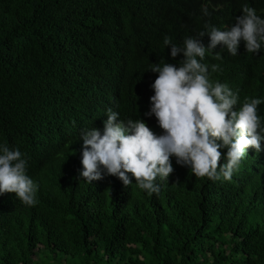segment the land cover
<instances>
[{
    "label": "trees",
    "instance_id": "trees-1",
    "mask_svg": "<svg viewBox=\"0 0 264 264\" xmlns=\"http://www.w3.org/2000/svg\"><path fill=\"white\" fill-rule=\"evenodd\" d=\"M244 3L264 15V0H0V143L27 155L39 185L34 206L0 195V264H264V153L250 150L223 182L170 158L152 195L134 178L79 176V131L102 130L107 109L162 132L144 116L148 69L183 58L164 35L182 44L206 23L230 27ZM219 51L205 57L220 65L211 79L241 101L264 98V50Z\"/></svg>",
    "mask_w": 264,
    "mask_h": 264
},
{
    "label": "clouds",
    "instance_id": "clouds-1",
    "mask_svg": "<svg viewBox=\"0 0 264 264\" xmlns=\"http://www.w3.org/2000/svg\"><path fill=\"white\" fill-rule=\"evenodd\" d=\"M203 12L208 15L206 9ZM241 13L230 27L206 23L182 44L164 35L163 46L170 47V56L182 54L183 58L177 64L150 63L148 69L158 75L150 86L154 94L144 116H154L162 132L144 119H121L117 111L107 109L102 130L79 131L80 178L92 184L114 176L125 187L134 178L139 189L152 195L159 193L160 182L168 181L174 171L170 158L195 177L223 182L231 181L249 152L264 153V116L259 115L264 98L241 101L227 83L211 79V72L219 71L220 65L204 62L206 55L222 59L221 51L214 52L217 46L233 56L241 42L248 53L264 50V15L247 3ZM205 36L207 45L202 40ZM28 167L26 154L0 143V195L15 193L23 205L34 206L39 185Z\"/></svg>",
    "mask_w": 264,
    "mask_h": 264
},
{
    "label": "water",
    "instance_id": "water-1",
    "mask_svg": "<svg viewBox=\"0 0 264 264\" xmlns=\"http://www.w3.org/2000/svg\"><path fill=\"white\" fill-rule=\"evenodd\" d=\"M260 153H262V154H263V150H261V151H260Z\"/></svg>",
    "mask_w": 264,
    "mask_h": 264
},
{
    "label": "bare ground",
    "instance_id": "bare-ground-1",
    "mask_svg": "<svg viewBox=\"0 0 264 264\" xmlns=\"http://www.w3.org/2000/svg\"><path fill=\"white\" fill-rule=\"evenodd\" d=\"M106 113H107V111H106Z\"/></svg>",
    "mask_w": 264,
    "mask_h": 264
}]
</instances>
